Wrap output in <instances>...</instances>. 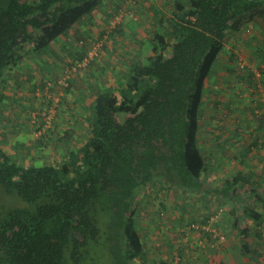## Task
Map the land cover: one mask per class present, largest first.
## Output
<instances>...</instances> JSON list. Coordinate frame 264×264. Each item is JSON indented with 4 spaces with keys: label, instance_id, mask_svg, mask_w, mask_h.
I'll use <instances>...</instances> for the list:
<instances>
[{
    "label": "trees",
    "instance_id": "trees-1",
    "mask_svg": "<svg viewBox=\"0 0 264 264\" xmlns=\"http://www.w3.org/2000/svg\"><path fill=\"white\" fill-rule=\"evenodd\" d=\"M102 2L0 0V113L9 98L12 74L23 70V59L52 50L53 42L91 17ZM176 5L169 27L157 32L149 45L151 53L143 60H137V56L130 60L127 76L135 75V86L120 87L114 82L99 86L94 80L99 76L91 71L95 60L86 59L89 54L69 60L71 70L73 65L88 60L73 74L83 70L80 84L90 87L93 104L89 137L78 150L69 148L61 164L41 162L40 156H34L25 165L11 157L0 140V189L4 192L0 195V264H99L96 252L103 246H108L111 264L175 263L162 257L151 259L152 252L142 235L139 195L161 178L182 194L197 191L203 197L212 164L210 152L203 148L207 138L202 134L213 121L205 116L209 81L215 69L222 68L221 56L227 52L229 36L264 24V0H177ZM233 55L236 64L229 71L235 81L248 82L253 88L256 105L252 111L259 122L256 130L260 131L264 129V112L258 115L257 111L263 110L264 104L258 86L264 85V70L259 69L262 76L257 77L258 70L244 68L236 53ZM30 76L25 83L30 82ZM67 81L65 87L62 83L59 86L69 90L77 84L72 77ZM59 86L50 92L56 94ZM21 92L11 96L18 100ZM39 93L42 91L36 95ZM49 98L50 93L42 100ZM220 103L216 101L218 112ZM221 109L227 114L233 111L228 105ZM240 133L243 140V132L237 130ZM260 133L233 156L234 160L242 158V166L248 164L254 148L264 163V138ZM50 138L51 134L39 138L40 152L48 147ZM71 138L72 131L67 129L55 144H65ZM223 141L228 143L229 136ZM244 170L222 179L216 191L224 204H235L228 213L236 215L233 228H240L238 232L245 235L240 251L245 258L253 259L255 255L261 257L262 252L252 251L251 228L242 229L240 221L244 218L257 224L254 244L263 246L264 164L262 177ZM209 231L202 230V239L208 243L212 238L206 245L216 247L211 249L214 251L218 249L212 243L216 241L215 232ZM168 239L164 241L168 243ZM195 248L204 249L197 244L179 248L176 263L192 264L191 260L183 262L184 252L193 254ZM170 250L166 253L171 259ZM206 257L193 264H205Z\"/></svg>",
    "mask_w": 264,
    "mask_h": 264
},
{
    "label": "rangeland",
    "instance_id": "rangeland-1",
    "mask_svg": "<svg viewBox=\"0 0 264 264\" xmlns=\"http://www.w3.org/2000/svg\"><path fill=\"white\" fill-rule=\"evenodd\" d=\"M256 26L258 27L257 29H259L264 27V24H260ZM256 26L254 27V29L256 28ZM255 30L252 29L244 30V32L239 34V40L240 39L242 40V37L248 38L247 36H252L253 34H255L253 33L255 32ZM230 40L231 38L229 36L227 43L228 45L231 46L233 44L232 42L234 41L233 40L230 41ZM60 48L66 50L65 46L64 47L60 46ZM255 48H260V47L258 45H253V50ZM49 49L45 51L46 53L44 52L42 54H31L28 55V59L27 58L23 59V61L20 63V66L23 69L22 70L23 74L21 75H18V73H14V75L12 74V76H14V79L9 81L10 83V88L8 91L9 98L5 103V105H3L2 112L0 113V140L2 141L1 143L4 145L6 152L11 157H13L18 162L24 163L25 165H27L29 161L36 158L34 156L37 157L40 156L42 158L41 162L61 164L65 160L66 156H68V153H70L68 148L64 147V145L67 144V146H69L72 150L76 151L81 147V145L84 143L86 138L89 137L88 128H90V124L88 125L86 124L85 127L75 126L79 128L80 135L77 136L73 135V138L65 144H55L56 141H59L61 139L64 131L67 130L68 126L71 125V124L58 125L57 122V113L59 111L58 103H59V99L62 98V95H66V94L68 95V90L64 88L65 85H67L68 77L70 79L71 77L76 79V76L72 75L73 74L72 70H66V72L65 70L64 71L62 70L59 75H56L55 72H59L61 68L65 67V69H70L69 67L70 65H67L69 62V56L67 60H65L64 62L63 60L66 59L65 57H63L64 50L57 51L54 49L53 50L51 49L49 50ZM261 49L264 50V48ZM94 51L96 52L95 49ZM94 51L91 52L90 56L88 55V60H92V59L95 60L93 67L91 69L93 71L96 70V73L99 75V77H102L100 78V80H97L99 77L94 79L99 82V86L104 87L107 85V83L110 82H114L115 85H118L120 83V87H125L126 85L135 86L134 83L135 81H133L134 80L133 77L135 78V75L130 71L131 75L133 74L132 77L127 76L131 66L130 61L113 62L111 60L109 61L104 60L103 58L96 59L94 57L95 56ZM64 54H66V51H64ZM236 54L238 55L236 56L238 62L241 64V66H244V68L252 67L254 65V63H252L254 60L250 62V60H247L246 58L247 56L245 54H248V51H240L237 49ZM223 55L221 56V58H224ZM88 60H84L83 62L78 63V65H73L74 71L80 66V64L84 65ZM26 64L27 66L30 65L31 67L34 68L33 73L32 71L31 72L27 71L28 69ZM258 64H259V68L263 69L264 62L261 60L258 61ZM112 66H117L119 69L112 70ZM49 67H51L50 72L47 70L49 69ZM78 72H76V75L80 74L81 76L79 77V79H82V76L85 75V73L83 72V70L82 71L79 70ZM108 73L110 74L108 75ZM114 73L117 74L118 79L114 76ZM30 74H32V76H30V80H29L30 82L25 83L28 81L29 79L28 76ZM224 74L227 75L226 72H224ZM230 78L231 79L229 80V78H225L224 75L222 76L219 75L216 76L214 83L212 84L210 83L211 88H216V89L227 88L228 97H226L225 100L226 102L233 101L232 99L230 100L229 98L232 93L231 91H233L234 88L236 89L240 86L245 85V83L242 84L241 80L237 82L233 80L234 79L233 77ZM84 79L86 78L84 77ZM40 80L42 81L40 82ZM230 81L231 82L234 81V83L229 85L231 87L228 86V83ZM60 83L63 84L62 85L64 86L63 88L59 86ZM55 85L59 86L57 89L58 92L56 94L50 92L53 91V87H55ZM19 87L20 90H18ZM19 91H22L18 95V98L20 100L15 99L16 100L15 101L11 95L14 96V93L17 94ZM38 91H42V93L36 95L38 94ZM245 91L246 90H244V92ZM219 92L216 95L218 100L222 101ZM49 93L51 94V98L42 100V98H44L46 94ZM262 93L263 94L260 95L261 98L260 100H262L264 104V91H262ZM222 94L226 96V93L222 92ZM85 96L88 97L89 96L88 93L85 94ZM64 101L66 100L63 98L62 103H65ZM67 104L71 105L73 103H71V101H68ZM257 112L258 115H262L264 109L263 110L261 109L260 111ZM232 122H236V120ZM242 124L240 125L241 128H242ZM39 126H42V128H39ZM253 127H255V131H256L255 135H257V130H256L257 125L255 119H253ZM211 129L214 130L213 128ZM212 130L210 132V140H208V142H205L204 144L205 149H208L206 152L210 150L211 156L209 159L211 160L212 167L210 168L211 180L209 181V184L206 186L205 193L202 194L203 197H200V193L198 194L197 191L193 193L191 192L192 194L190 192H188V194L186 192L182 194V192L181 193L178 192L176 188H174L171 184H166L165 181H163V179L161 178L156 179L154 181V184L151 185L150 190H148L144 194L139 195L142 204L141 205L142 210L140 213V219L142 221L141 222L142 235L146 242V247L152 252V254L150 255L152 260L157 261L159 260V258L162 257L168 261L175 260L174 264H177L176 262L177 259L179 258L177 251H179V248L181 247L186 248L187 246L193 247L194 244L206 245L209 242H211L212 238L207 239L208 243L204 239H202V235H203L202 230H210L212 232H215L213 238H216V241H213L212 243L215 242L214 244L218 248L216 250V253L212 255L210 253L212 251H209L206 248L192 249V251L195 252L193 254L192 253L188 254L187 250H185L186 252L183 251L185 258L183 262H186L187 260H191L193 261L191 262L192 264L195 261L199 263L201 257L205 256L206 254L212 260L214 258H217V260L221 264H224L227 261V258L229 257L227 252L223 253L224 249L227 248L228 246H235V245L241 248V246L244 244L243 237L245 235L242 236V234L238 232L240 228L239 229L233 228V221L235 220L236 215L229 216L228 213L230 210L234 208L235 204L233 202H228L224 204L220 194L217 193L216 191L217 187L221 185L220 182L222 179L230 178L231 176L236 175L238 171V165H237L238 163L232 159L230 160L229 158L225 157L222 160H218L219 161L218 165L216 169H214L215 160L217 159L215 156H213L214 149H212L213 142H211L212 141L211 138L214 139V135H213L214 131ZM50 134L53 143L51 142V138H50L48 147L44 148L43 150L41 149L42 151L40 152V149L38 150V148L41 147L39 143L40 142L39 138H41L44 135L50 136ZM260 135L264 138V129L263 132L260 133ZM246 137L249 138L248 142H250L252 138L249 137L248 133L246 134V132H244L243 140H245ZM255 137L256 136H254L253 133V139ZM51 143L52 145H50ZM21 158H25V160H21ZM254 159H258L259 161V157L255 155V153L254 154L252 153V155L249 154L248 161L250 163L251 161L252 163H255L256 161H253ZM263 164L264 163H260L257 167H253L252 169L254 173H257L258 175H260V177H262V173L260 172V167L262 168ZM249 187L251 189V186ZM246 192L247 191H243L242 193L245 194ZM3 194L4 192L0 189V195ZM250 201L255 202V200H250ZM262 205L263 204H261V206ZM159 219L163 221L161 222V224L159 223L160 222ZM229 225L231 227H229ZM240 227L242 229L246 227L251 228L250 234H252L253 230H255V228L257 227V224H255L253 221H248L243 218L240 221ZM224 231L227 232L225 233ZM207 235L208 233L206 234V237ZM167 238H169L168 243L164 241ZM169 250L172 253L171 259L168 256L169 253H166L169 252ZM158 251L161 252L159 253ZM218 251H220V253ZM231 252L232 254L236 255L235 253L236 250L234 252L233 251ZM96 253L99 259L98 261L99 264H111L110 257L108 256V246L101 247L99 251H97ZM231 259L233 258L231 257ZM228 262H230V259H228ZM182 264H187V263H182Z\"/></svg>",
    "mask_w": 264,
    "mask_h": 264
},
{
    "label": "crops",
    "instance_id": "crops-1",
    "mask_svg": "<svg viewBox=\"0 0 264 264\" xmlns=\"http://www.w3.org/2000/svg\"><path fill=\"white\" fill-rule=\"evenodd\" d=\"M176 2L177 0H103L101 7L96 10L91 17L85 19L84 21L77 23L74 25L69 34L67 36L62 37V40L55 41L52 44V50L57 51H63L64 49L60 48V46L66 47V54H64L63 51V61L67 60L69 56V60H80L79 56H82L83 54L86 55L89 54L90 50L95 48V56L100 57V59L104 60H111V61H117V62H127L132 59L135 60L137 56V60H143L146 58L147 55L151 53L150 44L153 41L154 36L159 31L166 30L167 27H169V19L173 15L175 9H176ZM255 27V26H254ZM252 30H255V34L252 36H247L248 38H243L242 40H239V34L244 32L243 30L240 33H234L230 35L231 40L233 44L230 46L226 45V48H228L227 52L224 53V58H221L220 63L222 64V68H216L214 72V76L211 81H209V84L214 83V80L216 76H222L224 75L225 78L230 77L234 78V74H232L231 71H229L230 68L235 67V60L233 53L237 52V49L240 51H248V54H245L247 57V60H254L252 63L254 65L250 67L253 70L256 71L257 77L262 76L260 74V70L262 68H259L258 61L264 62V50L261 48H264V27L257 29L258 27ZM252 32V31H251ZM235 39V40H234ZM230 40V41H231ZM253 45H258L260 48H255L253 50ZM236 48V49H235ZM230 49V50H229ZM235 49V50H234ZM98 54V55H97ZM83 55V56H84ZM135 56V58H134ZM236 56H238L236 54ZM84 57V58H85ZM28 59V57H27ZM122 64V63H120ZM25 66V65H24ZM27 66V64H26ZM261 66V65H260ZM256 67V68H255ZM30 68V69H29ZM27 71L33 73V67L30 65L27 66ZM119 69L117 66H112V70ZM49 72L51 70V67L47 69ZM65 70L64 68H61L59 72H55L56 75H59L61 71ZM66 70H71L66 69ZM65 70V72H66ZM72 72H74V68H72ZM264 70V64L263 69ZM18 75L23 74L22 70H18ZM95 76H99L96 73V70H91ZM47 72V73H49ZM53 72V71H52ZM90 72V71H89ZM89 72H86L88 74ZM119 72V71H118ZM226 72L227 75L224 74ZM79 73V72H78ZM120 73V72H119ZM46 74V73H44ZM43 74V75H44ZM110 73H108L109 75ZM73 76H76V79L72 78L74 82L77 84L73 86L71 89L68 90V95H62V98L59 99L58 103V113H57V122L58 125L61 124H71L68 126L67 129L72 131V138L73 135H80L79 134V128L75 127H85L86 124H90L89 122V116H90V110L91 106L93 104V100L90 98V90L86 85H81V79L80 74H72ZM114 76L118 79L117 74L114 73ZM234 80V79H233ZM117 81V80H116ZM235 81V80H234ZM16 82V81H15ZM99 84V82H97ZM244 86H240L238 88H234L233 91H231L230 100L233 101H225L226 97H228L227 88H211V92L206 98V104L208 106H205V116H210L213 121H210L208 126H205L203 129V136L210 140V132L211 128L214 130V139L211 138V142H213V156L216 157L217 160H215V167L216 169L218 165V160H222L223 158L227 157L230 160H234L233 156L237 155L236 153L241 152V150L245 147L247 148L252 142H253V133L255 135V127H253V119L256 117H253V107L256 105L252 101V87L249 85L248 82H244ZM15 84V83H14ZM230 82L228 83L229 86ZM243 84V83H242ZM260 90L264 91V85L259 84ZM99 90V88H98ZM220 92H219V91ZM244 90H246L244 92ZM97 91V90H96ZM220 93L222 101H220L222 104L218 105L221 112L216 111V101H218L217 93ZM223 93H226V96ZM88 93V97L85 96V94ZM211 95V97H210ZM65 99V103H62V99ZM68 101H71V105H68ZM263 104V103H262ZM68 105V106H66ZM230 106L231 109H233L232 112L227 114V111L225 109L226 106ZM213 106V107H212ZM211 107V108H210ZM250 108V109H249ZM235 110V111H234ZM251 110V111H250ZM237 112V113H234ZM234 113V114H233ZM249 114V115H248ZM213 115H218L219 118L213 117ZM234 117V119H233ZM248 117H252L251 120ZM221 118V119H220ZM236 120V122H232ZM205 121H207L205 119ZM204 121V122H205ZM256 121L257 127L259 126V122ZM203 122V124H204ZM243 122V124H242ZM233 123V124H232ZM242 124V128L240 125ZM251 125V127H250ZM246 134L248 133L249 137L252 138L250 142L249 138L246 137L245 140H240L241 133L238 135L237 130L239 129ZM258 132H263V129ZM238 135V136H237ZM229 136V141L226 143V141H223V138ZM223 137V138H222ZM71 138V139H72ZM70 141V140H69ZM244 141V143H243ZM222 143V145H221ZM224 143V144H223ZM210 144V143H209ZM212 144V146H213ZM66 148H70L67 145H64ZM204 150L207 151L208 149ZM243 151V150H242ZM263 154H264V150ZM210 152V150L208 151ZM235 153V154H234ZM252 153L257 156H259L258 150L254 148L249 154L252 155ZM211 155V154H210ZM248 155V154H247ZM249 156V155H248ZM232 157V158H231ZM241 157H238L234 161H236L238 164V171H246L250 169V171L254 172L252 169L253 167H257L260 163H262V160L259 161L258 159H254L253 161H256L255 163H251L248 161V164L242 167L241 164ZM239 161V162H238ZM212 167V166H211ZM210 167V168H211ZM210 168H209V175H210ZM262 168L260 167V172L262 173ZM211 180V175L209 176V181ZM209 184V183H208ZM255 233L252 232L249 239L251 240V247L252 251L259 250L262 252V256H254L253 259L250 257L245 258L242 256L240 248L235 246H228L224 249V252H227L229 257L227 258V261L224 264H264V245L257 247L255 242ZM258 235V234H257ZM256 235V236H257ZM200 237V236H199ZM200 245V244H198ZM204 248H206L212 255L216 253V249L211 250L213 248H208L207 245H200ZM239 248V249H238ZM236 250V255L232 254L231 251ZM201 251V250H200ZM222 251V250H220ZM220 251H218L220 253ZM199 252V250H198ZM225 255V254H224ZM231 257L233 259H231ZM215 259V260H214ZM213 260L206 257L205 264H221L217 258H214ZM228 259H230V262H228ZM222 262V261H221Z\"/></svg>",
    "mask_w": 264,
    "mask_h": 264
},
{
    "label": "built area",
    "instance_id": "built-area-1",
    "mask_svg": "<svg viewBox=\"0 0 264 264\" xmlns=\"http://www.w3.org/2000/svg\"><path fill=\"white\" fill-rule=\"evenodd\" d=\"M94 49H95V48H93V49L90 50V52H89V56L91 55V52L94 51ZM86 59H88V58H86Z\"/></svg>",
    "mask_w": 264,
    "mask_h": 264
}]
</instances>
